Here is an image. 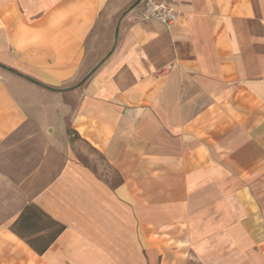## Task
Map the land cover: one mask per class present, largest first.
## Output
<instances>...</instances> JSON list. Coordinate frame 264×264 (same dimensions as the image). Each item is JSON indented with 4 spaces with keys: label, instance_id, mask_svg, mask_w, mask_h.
<instances>
[{
    "label": "crops",
    "instance_id": "1",
    "mask_svg": "<svg viewBox=\"0 0 264 264\" xmlns=\"http://www.w3.org/2000/svg\"><path fill=\"white\" fill-rule=\"evenodd\" d=\"M172 4L0 0V264H264V0Z\"/></svg>",
    "mask_w": 264,
    "mask_h": 264
},
{
    "label": "trees",
    "instance_id": "2",
    "mask_svg": "<svg viewBox=\"0 0 264 264\" xmlns=\"http://www.w3.org/2000/svg\"><path fill=\"white\" fill-rule=\"evenodd\" d=\"M43 221V226H39V222ZM13 232L22 237L27 238V236H31L36 232H40L41 230H51L50 236L47 239L38 237L36 239L27 240V243L36 251L43 253L46 248H48L49 244L53 242L59 236L64 227L59 223L55 222L48 215H46L43 211L37 208L34 205L27 206L24 211L21 213L20 217L12 226ZM42 241V248L37 247L35 242Z\"/></svg>",
    "mask_w": 264,
    "mask_h": 264
},
{
    "label": "built area",
    "instance_id": "3",
    "mask_svg": "<svg viewBox=\"0 0 264 264\" xmlns=\"http://www.w3.org/2000/svg\"><path fill=\"white\" fill-rule=\"evenodd\" d=\"M143 18L156 21L167 29L174 28L178 21L172 0H143Z\"/></svg>",
    "mask_w": 264,
    "mask_h": 264
},
{
    "label": "rangeland",
    "instance_id": "4",
    "mask_svg": "<svg viewBox=\"0 0 264 264\" xmlns=\"http://www.w3.org/2000/svg\"><path fill=\"white\" fill-rule=\"evenodd\" d=\"M74 140H75V154H77L79 159L82 160L85 164L95 168V170H96L95 164H96L97 161L101 162L102 161V157L100 155L94 153V154H92L93 155V158H92L93 162H90L89 158L85 157L84 154H83V150H84L85 147L84 146H76L78 142H77L76 138ZM105 171H107L106 168H105ZM39 223H40L39 225H41V222H39Z\"/></svg>",
    "mask_w": 264,
    "mask_h": 264
}]
</instances>
